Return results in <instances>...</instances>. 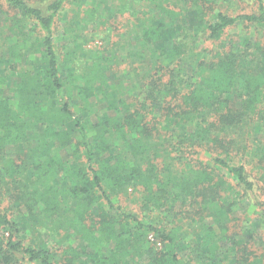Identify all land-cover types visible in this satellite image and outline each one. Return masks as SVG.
<instances>
[{"label":"trees","instance_id":"trees-1","mask_svg":"<svg viewBox=\"0 0 264 264\" xmlns=\"http://www.w3.org/2000/svg\"><path fill=\"white\" fill-rule=\"evenodd\" d=\"M56 144L64 158L48 157ZM128 190L184 214L182 244L114 206ZM4 195L0 264H84V249L61 263L27 242L36 221L95 244L91 264H117L100 254L109 240L113 254L132 247L139 264H192L182 248L196 264H264V0H0ZM19 205L27 217H14ZM92 213L100 221L88 226ZM148 233L164 250L150 247Z\"/></svg>","mask_w":264,"mask_h":264},{"label":"rangeland","instance_id":"rangeland-1","mask_svg":"<svg viewBox=\"0 0 264 264\" xmlns=\"http://www.w3.org/2000/svg\"><path fill=\"white\" fill-rule=\"evenodd\" d=\"M72 9V7H69V10ZM5 25L2 23L1 28H4ZM64 28H65V17L62 15L59 16L58 22L56 25V44H57V52L59 56V61L61 63V69L65 70V65L63 66L62 62L65 59L66 54L69 51V48L71 46L70 42L68 41V34H64ZM99 43V42H98ZM70 44V45H69ZM65 62V61H64ZM12 146H8L9 154H13V149H11ZM59 153L62 158L65 156V148H61L58 144H56V148L52 150V152H49L48 157H52V154ZM12 156V155H11ZM10 156L6 154V158H9ZM2 163V160H1ZM43 164V163H42ZM2 166V164H1ZM44 167V164H43ZM5 181L1 183V188L4 190V192H11L12 186L10 183V178L5 176ZM5 198H1L0 200V210L9 208V199L7 198V195H4ZM8 199V200H7ZM112 202L114 206L121 208V212L125 214H132L136 216L139 220H141L143 223L151 224L157 228H160L164 230L165 232L169 233H175L176 236L179 239V245L182 244V236L184 235V230L187 231L190 227V222L186 219L184 214H180V216H176V218H173V214H167L159 209H155L152 204H149L142 200V196L137 191L128 190L127 193H120L116 197H112ZM65 207V204H61L58 212L62 211ZM242 208H237L236 215L242 214ZM39 209V208H38ZM10 212L12 211L9 209ZM8 210V211H9ZM26 207L23 205H19L17 210L13 209L14 217H19L22 219V217H27L26 215ZM105 211L111 216H116L117 212L109 210L107 207H105ZM90 213V212H89ZM88 213V214H89ZM42 214V213H41ZM86 215L87 219L85 220L86 225L90 226L92 223H97L100 221V217H98L97 214L92 213L88 216ZM26 215V216H22ZM42 215L41 217L42 219ZM116 220L118 218L116 217ZM22 222H27L26 220H21ZM36 221V220H35ZM43 221V220H42ZM124 220L120 221L121 226L125 228L126 231V238H128V242L133 243L134 237L133 234L135 230L132 228L129 223H127ZM120 224L116 223L117 230L120 231ZM180 227V229H179ZM29 231L24 230L25 238L27 242L35 243V244H44L47 246V248L54 254L55 259L60 260L61 263H65L66 257H72L70 254L71 251H79L81 252V249H84V254H80L78 257V263H84V264H91L90 259L88 256L97 255L98 253L97 249L91 246V242L87 240L86 238H83L82 235H79L76 230L74 229H65V225H52L51 221H39V222H33L32 225L29 227ZM179 231V233H178ZM28 232L31 234L29 235ZM95 233V237H97L96 229L93 231ZM189 237H187L188 239ZM145 239L149 243L150 247L153 248L154 251L159 253L160 251L164 250V243L161 242L157 237L153 234L148 233L145 235ZM258 240V237L256 238ZM103 246L100 248L102 252L103 257L105 259H110V262L114 260V258L118 259L117 264H137L140 262V257H137V252L132 248L129 247L127 249V252L125 254H113V248L115 246V243L113 240L101 241ZM145 252V251H143ZM142 252V253H143ZM180 255L183 259H188L192 264H196V262L199 260L196 254L191 253L188 249H180ZM145 256V255H143ZM190 257V258H189ZM145 258V257H144ZM124 262H121V261ZM105 263V262H104ZM109 263V262H108ZM105 263V264H108ZM139 264V263H138Z\"/></svg>","mask_w":264,"mask_h":264}]
</instances>
